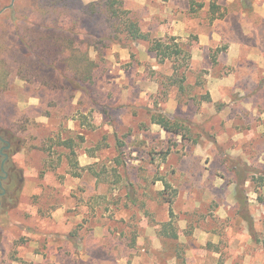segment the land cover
Here are the masks:
<instances>
[{"label": "rangeland", "instance_id": "1", "mask_svg": "<svg viewBox=\"0 0 264 264\" xmlns=\"http://www.w3.org/2000/svg\"><path fill=\"white\" fill-rule=\"evenodd\" d=\"M104 1L0 0V132L19 143L0 264H264V0ZM125 16L190 59L160 61Z\"/></svg>", "mask_w": 264, "mask_h": 264}, {"label": "trees", "instance_id": "2", "mask_svg": "<svg viewBox=\"0 0 264 264\" xmlns=\"http://www.w3.org/2000/svg\"><path fill=\"white\" fill-rule=\"evenodd\" d=\"M56 1V0H55ZM121 4L122 2L120 0H105L104 5L106 10L110 13V16H117L118 12H123L126 13L127 11L121 10ZM91 6L96 5V3L90 4ZM189 11L193 12L196 11L198 7H202V3L196 2L195 0H189ZM81 7H83L82 4H80ZM209 11L212 14L218 13V16H214L217 18H220L223 16V12H218L219 11V5L211 1L209 4ZM122 24H123V29L121 30L122 33H124V36L127 38L133 40V41H144L148 45L149 51L153 52L155 54V57H157L160 61H164L166 59L170 58H177L180 60H189L190 59V53L187 49H184L182 46L179 45L178 42L174 41V37L166 38V39H161V38H155L151 37L148 32H144L141 30L140 26L138 23L132 19L129 16H125L122 19ZM20 28L16 26V31L19 30ZM54 30V29H52ZM69 32V31H68ZM17 40L20 44H23L25 41V36L23 34L18 33L17 31ZM106 39V38H105ZM70 42L72 43L73 39H70ZM70 43V44H71ZM73 46V45H72ZM217 53L218 50L213 51V54L211 55V62L212 64H215L217 61ZM21 67L24 68V65H20ZM19 67V69L21 68ZM177 71V70H175ZM20 73V70L19 72ZM21 77H24V74H21ZM20 77V78H21ZM23 79V78H22ZM185 77H181L180 80L178 79L179 83L183 82ZM174 80V79H173ZM4 82V81H3ZM5 83V82H4ZM4 83L0 82V90L2 91L4 89ZM79 88H83L82 82L78 81L77 82ZM6 86V85H5ZM76 86V85H75ZM77 87V86H76ZM179 87H182V85H179ZM209 100V97L207 98ZM151 121L155 124H158L167 132H171L176 135H181V137H184L185 134H183L184 130H188L187 125L176 119V118H169L162 112H154L151 115ZM0 136L2 139H0V150L3 148V146L6 145V143L3 140H7L9 142V148L6 150L7 152V159L2 165V161L4 160V156L0 154V174L5 175V178L0 181V195L2 193V183L7 182L8 180H13L16 179L17 177V172H19L16 168L11 169V166H9L8 162L9 160V154L14 151V145L17 147L15 148L18 149L19 143L18 139L15 138L13 134H11L8 130L3 129L0 132ZM2 146V147H1ZM243 183V179L239 177L237 184H236V193H237V198H241L243 196V191L241 189V184ZM164 187L161 191L162 198L166 203L169 205V216H173V209H172V204L174 201V198L176 196V189L172 187V185L164 180L163 182ZM240 200V199H239ZM167 225V226H166ZM163 233L167 234L170 237L176 238L177 234L174 231L173 226H171L170 222H167L165 225L163 224Z\"/></svg>", "mask_w": 264, "mask_h": 264}, {"label": "flooded vegetation", "instance_id": "3", "mask_svg": "<svg viewBox=\"0 0 264 264\" xmlns=\"http://www.w3.org/2000/svg\"><path fill=\"white\" fill-rule=\"evenodd\" d=\"M0 139H2V137L0 136ZM5 143H6V145L5 146H3V148L0 150V154H2L3 156H4V160L2 161V165H3V163L5 162V160L7 159V153H4L3 152V150H7L8 148H9V142L7 141V140H3ZM7 152V151H6ZM5 178V175H0V181L2 180V179H4Z\"/></svg>", "mask_w": 264, "mask_h": 264}]
</instances>
